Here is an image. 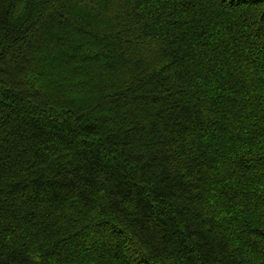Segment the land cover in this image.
<instances>
[{"label": "trees", "instance_id": "obj_1", "mask_svg": "<svg viewBox=\"0 0 264 264\" xmlns=\"http://www.w3.org/2000/svg\"><path fill=\"white\" fill-rule=\"evenodd\" d=\"M0 264H264V0H0Z\"/></svg>", "mask_w": 264, "mask_h": 264}]
</instances>
